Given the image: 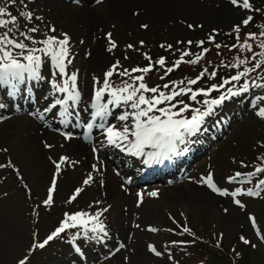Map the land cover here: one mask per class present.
Masks as SVG:
<instances>
[{"label":"rangeland","instance_id":"obj_1","mask_svg":"<svg viewBox=\"0 0 264 264\" xmlns=\"http://www.w3.org/2000/svg\"><path fill=\"white\" fill-rule=\"evenodd\" d=\"M249 2L252 9H244L242 0L236 5L231 0H24L26 8L20 0L16 3L0 0V7H5L9 14L4 19L17 18L11 27L12 35L19 40H23L21 32L37 41L49 35L60 37L62 33L70 36L72 63L67 70L77 76L86 119L93 109L95 91L102 87L105 72L116 61L121 67L110 79L113 87L119 85L115 76L131 83L139 75H149L145 84L165 92L168 89L163 88L164 84L172 86L184 81L180 86H186L188 78L166 73V69L174 68L175 61L185 51L189 53L185 57H193L201 54L205 45L212 46L236 34L233 31L236 26L242 33L253 21V9L264 8V0ZM27 11L34 14L32 21L20 15ZM248 17L252 19L244 25L242 21ZM31 27L38 31L29 33ZM51 27L56 32H51ZM3 31L7 28L0 29ZM108 33L116 44L112 52L107 51ZM41 56L44 79H28L25 74L24 82L17 85V93L8 89L9 85L0 84V104L5 105L0 108V264H19L21 259H26V264H200V261L214 264L217 254L222 258L239 255L230 250V245L243 248L246 253L241 264H264V190L257 189L259 182L255 183L264 179V172L250 176L258 168L252 165L258 163L264 149V118L256 115L264 107V89L250 87L249 92L236 96L215 124L210 119L204 122L207 127L200 136L199 146L203 151L186 168L182 178L135 187L130 184L135 176L130 177L126 171L122 174L110 161L119 151L107 142L106 132L107 127L123 131L125 125L132 124L131 116L128 121H120L119 116L133 110L123 103L108 104L118 109L110 110L113 119L103 121L104 128L98 127L100 133L94 141H89L85 127L64 137L61 129L49 127L54 120L60 121L61 106L51 111L45 109L56 99H64L66 94L52 89L54 69L50 58ZM161 58L165 60L163 68L156 63ZM150 64V73H133L131 78L119 75L124 68L131 70ZM202 72L196 76L200 80L208 78L212 71L204 76L200 75ZM253 75L254 78L264 75V68ZM94 78L101 83L96 84ZM56 79L62 83L59 75ZM191 87L194 90L201 86ZM30 91L36 98V107L17 108L9 98L28 95ZM151 95L145 93L146 97ZM182 97L190 109L201 107L199 96V102L189 96ZM110 99L105 92L101 103ZM72 107L69 101V110ZM187 115L185 118H191L192 112ZM62 156L76 163L62 165L56 176L53 162H59ZM237 173L240 176L232 179ZM209 174L213 183L229 195L213 192L201 182ZM89 175L92 180L85 184ZM53 178L57 185L53 203L45 206L43 201ZM77 188L81 192L72 200ZM250 190L259 194L249 196ZM237 191L240 195H231ZM152 192L157 195L151 196ZM236 200L240 201L239 205ZM104 208L108 211L100 219L106 224L109 236L100 242L83 235L76 238L83 242L85 260L80 261L69 245L80 231L63 235L44 250L33 253L34 243L43 242L55 231L65 214L81 211L94 214ZM185 227L188 232L183 231ZM185 234L193 242L194 237H200L204 245L198 241L191 247V242L182 239ZM69 235L73 236L68 238ZM242 238L250 243L244 244ZM216 240L220 249L215 247ZM149 245L161 255L151 252ZM215 264L223 263L215 259Z\"/></svg>","mask_w":264,"mask_h":264},{"label":"snow or ice","instance_id":"obj_2","mask_svg":"<svg viewBox=\"0 0 264 264\" xmlns=\"http://www.w3.org/2000/svg\"><path fill=\"white\" fill-rule=\"evenodd\" d=\"M12 3H16L17 0H11ZM78 2V0H77ZM238 0H231L233 5H236ZM20 3L24 8L27 4L24 0H20ZM242 7L244 9H252V5L249 0H242ZM6 15H9L5 7H0V29L7 28V31L0 32V84L9 85L13 92L17 90V85L21 84L25 80V74H27L28 79L42 80L44 77L41 75L42 66V56L50 58L51 67L54 69L52 72V82L51 87L54 92L64 93V99H56L50 108L45 109V111H51L57 105H60L62 111L59 113L62 118V123H67L69 117L72 113L69 111V101L73 105L79 103L81 93L77 90V76L75 73L68 72V65L72 63V53H71V43L70 36L67 33H62L60 37L55 35L46 36L43 40H35L31 35L21 32L20 35L23 36V40H19L12 35V27L17 23V18L15 16H10L8 19H4ZM26 20L32 21L34 14L31 11L21 12L20 14ZM35 19H41L40 17H35ZM251 17L244 19L242 23L248 25L251 21ZM142 27L147 28V25H142ZM191 28L192 25H189ZM38 29L36 27H31L28 29L29 33H36ZM51 32H56L54 27L50 28ZM233 31L237 34V40L239 41V33L241 31L239 26H236ZM260 43L257 47L260 49L259 52H253V45L248 43V40L255 41L257 39L256 34L249 33L248 39L238 46L242 51L252 52L251 57L240 58L236 57L235 62L231 65L233 68L243 67V70L236 72L232 75L230 79L223 81L221 85H212L208 89H198L193 90L192 85L197 84V79H189L186 86L181 87L180 85L185 84L184 81H180L170 86L169 84H164L163 88L168 89L167 92L161 90L159 87H148L143 81L144 76H135L132 82L125 81L120 87H113L110 84V79L113 76L117 68L121 67L120 62L116 61L112 67L105 72L102 81V87L95 91L94 102L92 108L95 109L93 113V119L99 117L102 121L99 125L100 128H104L103 121H106L109 115L108 104L129 105L133 110L131 113L125 112L123 115L119 116L120 121H128L129 117L133 121L130 125H125L123 131H116L113 127H107V142L111 145L126 150L134 155H144L147 156V163H152L153 161L161 162L164 159L170 158L171 155H176L178 144L185 143V137H191L201 130L205 118L213 115L217 107L222 106L225 101L241 95L242 93H247L251 88H261L264 89V75H257L254 79H248L252 73L257 72L264 68V32L260 33ZM107 39L109 47L108 52H112L116 47L115 42L112 40V34H107ZM210 40L214 38L210 37ZM24 41H30L31 44H40L42 47H30L29 44ZM189 44L192 42L189 41ZM202 46V42H201ZM132 47V45H129ZM163 47V45H161ZM170 47V46H169ZM217 48L220 47L219 44L216 45ZM233 47H236L234 45ZM206 52L207 49H204ZM189 53L185 51L180 59L175 61V66H179L181 63L187 62L191 64H197L202 58L203 53L196 55L195 59L190 61H184V57L188 56ZM162 68L165 66V60L163 58L156 61ZM251 65V66H248ZM174 69L169 67L166 69V73L172 72ZM152 71L151 64L143 68H132L131 70L124 68L122 72L119 73L121 76L132 77L133 73H144L147 74ZM207 69L204 70L200 75L204 76ZM57 75L62 79V83L57 82ZM217 75L215 71H212L209 78H214ZM67 77L66 79H64ZM244 79V83H240ZM95 80L96 84H100L101 81ZM137 81H139L137 85ZM233 82H235L233 84ZM233 84L232 87H228L225 91L221 92L218 98L208 99L207 97L213 91H220L225 85ZM239 84L237 88L236 85ZM111 97L108 103H101V100L105 94ZM145 93H151V96L146 97ZM189 96L192 101H197L198 96H203L205 99L202 101L203 110L201 108H191L188 103L183 99H178V97ZM199 102V101H197ZM161 105H164L161 107ZM182 105V107H181ZM5 107V105L0 104V108ZM173 109H178L174 111ZM191 110V118H183V113L185 111ZM158 113V114H156ZM257 116L264 118V107L259 108L256 113ZM180 117V118H178ZM43 119V114L40 116ZM88 129L93 127V124L87 125ZM133 137L134 139H129ZM50 147V146H49ZM152 148L155 151L145 152L144 149ZM55 164L56 173L58 176L61 170V166L67 163H76L75 161H69L67 156L60 157L59 162H53ZM257 172H264V168H258ZM240 176V173L236 174V179ZM92 180L91 175L84 181L85 184L90 183ZM201 182L206 184L213 192H217L222 196H227L229 193L227 191H222L214 183L212 175L209 174L207 178H201ZM56 179L53 178L51 182V187L48 189L47 199L43 201L45 206H50L53 203V193L56 190ZM257 189L264 190V180L259 181L256 185ZM81 189L77 188L75 190V195L71 197L72 200L76 199L79 195ZM258 191H248L247 195L253 196L258 195ZM151 196H156V192L150 193ZM232 196L240 195V192L231 193ZM142 202V200H141ZM99 203V202H98ZM236 204H240L239 200L235 201ZM108 209L104 208L95 212L94 214H89L87 212H76L75 214H65V219L61 222L60 226L55 229L47 238L39 243L34 244L33 247L44 248L50 241L59 237L68 229L79 228L82 231L77 232L73 239L78 236L83 235L84 238L96 240L98 242L104 241L108 236L109 232L107 226L100 217L107 212ZM139 227V225H137ZM149 231L155 232L157 229L149 228ZM184 232H188L189 229L185 227ZM243 239V238H242ZM244 244H249L247 239H243ZM123 247V245H121ZM255 247V245H253ZM149 250L155 253L157 256L161 255L157 249L149 245ZM80 252V249H76ZM19 264H26V259H21Z\"/></svg>","mask_w":264,"mask_h":264},{"label":"trees","instance_id":"obj_3","mask_svg":"<svg viewBox=\"0 0 264 264\" xmlns=\"http://www.w3.org/2000/svg\"><path fill=\"white\" fill-rule=\"evenodd\" d=\"M254 21L252 24L244 31L243 34L239 35L240 39L237 40V36H229L225 39H223L220 42V47L217 48L216 46L211 48L209 52L204 53L203 58L195 64V67H208L210 70L214 69L217 66V69L219 68V71L226 70L228 63H234L236 57H251L252 52L248 51H242L239 48V44L243 43L245 40L248 39L249 33H254L257 36V39L255 41L248 40V43L253 45V52H259L260 49L257 47V45L260 43V33L264 32V8L263 9H254ZM236 45V47H233ZM218 63V65H216ZM210 65V66H209ZM249 66V65H248ZM194 67V68H195ZM176 74L185 75L187 77H194V73H192V70L190 72V69L188 67H182L175 72ZM210 78H205L204 81H209ZM241 81H244L242 79ZM201 87L199 88H205L209 87L208 85H205L203 83H198ZM231 85V84H230ZM211 97V96H209ZM207 97V98H209ZM205 98V97H203ZM201 245H204V241H202ZM220 244H215V247L221 248L219 246ZM230 250H233V252L238 253L239 255L236 257L232 255L230 258H222L221 255H216L215 259H217L218 263L223 264H241L242 260L245 259L246 253L244 252L243 248L240 250V248H237L234 245H230ZM205 257V256H204ZM215 259L213 260V263L215 264Z\"/></svg>","mask_w":264,"mask_h":264},{"label":"bare ground","instance_id":"obj_4","mask_svg":"<svg viewBox=\"0 0 264 264\" xmlns=\"http://www.w3.org/2000/svg\"><path fill=\"white\" fill-rule=\"evenodd\" d=\"M67 11V10H66Z\"/></svg>","mask_w":264,"mask_h":264}]
</instances>
